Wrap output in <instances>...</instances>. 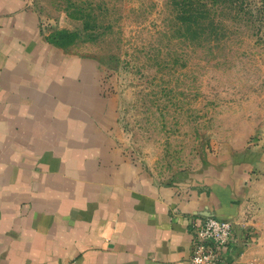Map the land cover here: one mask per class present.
Segmentation results:
<instances>
[{
	"label": "crops",
	"instance_id": "1",
	"mask_svg": "<svg viewBox=\"0 0 264 264\" xmlns=\"http://www.w3.org/2000/svg\"><path fill=\"white\" fill-rule=\"evenodd\" d=\"M38 1L0 0V264H186L192 217L243 227L250 174L136 162L94 61L49 40ZM261 261L250 243L222 264Z\"/></svg>",
	"mask_w": 264,
	"mask_h": 264
},
{
	"label": "rangeland",
	"instance_id": "2",
	"mask_svg": "<svg viewBox=\"0 0 264 264\" xmlns=\"http://www.w3.org/2000/svg\"><path fill=\"white\" fill-rule=\"evenodd\" d=\"M37 9L54 45L94 61L119 143L156 178L234 165L250 174L242 217L264 254V41L253 29L225 20L199 34L180 20L179 0H39Z\"/></svg>",
	"mask_w": 264,
	"mask_h": 264
},
{
	"label": "built area",
	"instance_id": "3",
	"mask_svg": "<svg viewBox=\"0 0 264 264\" xmlns=\"http://www.w3.org/2000/svg\"><path fill=\"white\" fill-rule=\"evenodd\" d=\"M233 219L212 214L192 217L186 225L189 236L186 264H222L225 256L236 255L256 238L249 225L236 227Z\"/></svg>",
	"mask_w": 264,
	"mask_h": 264
},
{
	"label": "trees",
	"instance_id": "4",
	"mask_svg": "<svg viewBox=\"0 0 264 264\" xmlns=\"http://www.w3.org/2000/svg\"><path fill=\"white\" fill-rule=\"evenodd\" d=\"M179 6L180 20L194 25L199 34L224 29L227 20L253 29L264 41V0H179Z\"/></svg>",
	"mask_w": 264,
	"mask_h": 264
}]
</instances>
